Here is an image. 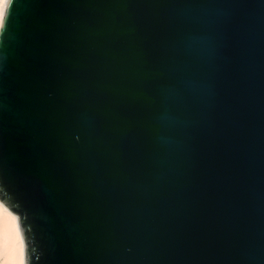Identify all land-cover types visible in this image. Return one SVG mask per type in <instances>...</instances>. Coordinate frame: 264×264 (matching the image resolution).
Masks as SVG:
<instances>
[{
	"label": "water",
	"instance_id": "obj_1",
	"mask_svg": "<svg viewBox=\"0 0 264 264\" xmlns=\"http://www.w3.org/2000/svg\"><path fill=\"white\" fill-rule=\"evenodd\" d=\"M0 203L26 264H264V0H9Z\"/></svg>",
	"mask_w": 264,
	"mask_h": 264
},
{
	"label": "bare ground",
	"instance_id": "obj_2",
	"mask_svg": "<svg viewBox=\"0 0 264 264\" xmlns=\"http://www.w3.org/2000/svg\"><path fill=\"white\" fill-rule=\"evenodd\" d=\"M1 18L2 16H0V21ZM13 216L16 217L6 207L4 211H0V264H15L19 258V243L16 241L19 226L17 218L15 224L13 223ZM21 242L23 243L22 236Z\"/></svg>",
	"mask_w": 264,
	"mask_h": 264
},
{
	"label": "snow or ice",
	"instance_id": "obj_3",
	"mask_svg": "<svg viewBox=\"0 0 264 264\" xmlns=\"http://www.w3.org/2000/svg\"><path fill=\"white\" fill-rule=\"evenodd\" d=\"M0 2H5V0H0ZM4 210H5L4 204L0 203V211H4ZM12 219H13V223L15 224L16 217L13 216ZM16 241L19 243V259L22 261V264H26L25 248L23 243L21 242V236L19 231L16 232Z\"/></svg>",
	"mask_w": 264,
	"mask_h": 264
},
{
	"label": "clouds",
	"instance_id": "obj_4",
	"mask_svg": "<svg viewBox=\"0 0 264 264\" xmlns=\"http://www.w3.org/2000/svg\"><path fill=\"white\" fill-rule=\"evenodd\" d=\"M8 2H9V0H5V2H0V16H3V14L5 13V11L7 9ZM15 264H22V261L18 258L15 261Z\"/></svg>",
	"mask_w": 264,
	"mask_h": 264
}]
</instances>
